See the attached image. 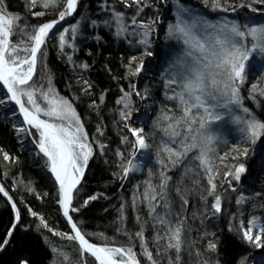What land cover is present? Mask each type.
Returning <instances> with one entry per match:
<instances>
[{
	"label": "trees",
	"instance_id": "trees-1",
	"mask_svg": "<svg viewBox=\"0 0 264 264\" xmlns=\"http://www.w3.org/2000/svg\"><path fill=\"white\" fill-rule=\"evenodd\" d=\"M170 1L171 9L167 14L164 0H142L140 6L133 4L132 7H127L123 0H79L80 6L85 7V13L78 15L67 27L71 32L72 26L79 25L74 38L66 36L68 42L61 48L59 35L63 30L57 32L46 40L42 55L38 57L58 92L74 106L87 133L88 142L93 148V155L84 171L82 182L74 193L73 207L80 210L73 212V218L92 242L99 244L107 242L116 246H127L131 242L140 256L141 264L150 262L143 256L139 239L134 233L140 230L141 224L147 229L148 217H151L148 215L146 203L134 206L133 197L143 200L140 193L145 190L146 179L147 177H150L149 181L152 178L156 179L158 166L150 165L147 177L145 172L142 176L132 179L129 185H124L121 162L122 160L126 162L130 158L133 139L125 127L126 120L120 116L121 111L128 110L117 101L124 92H132L131 85L137 83V76L129 69L130 61L140 54L152 53L156 47L158 48V44L162 53L165 52V64L158 68L156 74L148 71L147 78L140 80L139 88L143 97L147 92L145 102L151 105L152 112L149 123L145 125V131L153 150L154 148L159 150L160 144L153 134V131L160 130L157 126L158 118L164 112L177 116L181 114L178 102L168 99V96L173 94L172 90L178 88L175 84L171 88L167 86V81L172 78L173 71H176L173 69L168 72L167 67L171 65L173 56H181L186 47L179 46V43H183L171 37L168 31L169 26L177 22V3L197 9L201 16L195 20L218 23V19L223 18L238 22L241 28L247 26L246 23L250 26V22H246L249 18L252 21V18L264 16V2L260 0H218L219 6L217 0H196L200 6L188 0ZM3 3L11 15L20 17L19 23L24 22L23 24L28 25L30 29L53 19L51 14L60 8V6L44 8L40 0L34 7H30V0H3ZM138 7L142 8L139 13ZM220 11H227V14H217ZM35 12H43L44 15L36 16L33 14ZM114 12L124 13L128 30L121 36L115 34L114 24L108 26L103 23L111 20ZM133 17L137 21L136 25L131 24ZM187 17L185 14L184 18L188 19ZM91 21L97 23L92 24ZM153 21L155 23H152ZM141 24L150 25V28L145 29L140 26ZM145 31L150 33L147 45L140 43V34L143 33L144 36ZM69 56L71 60L68 59ZM131 67L132 69L136 67L135 61ZM253 72L250 71L251 77L246 86L242 87L248 93L252 90H248L247 87L250 89L256 80L250 75ZM37 74L40 75V72ZM0 100H5L2 94ZM143 103L144 101L132 95L131 113H138ZM245 104L250 111L257 110L256 113H260V108L256 109L247 102ZM21 127L25 128L10 105L6 108L5 102L0 103V181L21 210V223L15 229L7 249L0 255V264H19L21 260H27L28 264H51L52 246L54 242H59L53 231L68 234L69 231L59 213L57 186L54 180L42 168L40 169L41 165L44 166L47 162L37 151L36 130L32 129L29 134L18 131ZM124 137H128L129 142H125ZM224 144L220 145L218 157L230 152L229 148L241 147L234 139ZM253 150H249L246 158L240 157V162L248 169L250 178L258 163L255 153L258 150L264 151V137L261 144ZM4 154L10 159H5ZM175 176L174 182L172 183V180L169 186H178L181 191L183 190L182 193L194 195V202L200 209L199 218L207 217L205 214L207 206L203 202L207 199L210 188L207 186L208 179H201L200 175L196 177L189 172H185L181 177L185 178L180 180ZM175 179L177 184L174 185ZM191 182L192 187L188 186ZM243 185L253 189L254 195L244 192L245 199L237 198L231 193L225 195L218 232L215 231L211 220L207 219L198 229L199 234H204L206 238H210L211 234H217L215 239H218V247L215 256L221 264H241L242 260L247 264L251 252L255 251V247L243 239L242 231L237 229L241 228V222L246 227L253 218L261 217L264 211V190L256 191L246 180ZM93 195L98 198L91 200L87 207H83L82 202ZM188 196L182 199L188 200ZM33 212L37 215L33 216ZM41 217L48 228L44 227ZM137 217L141 220L138 221ZM12 220V211L0 194V241L5 239ZM49 228L53 231H49ZM146 232L149 230H145V234ZM150 238L148 233L149 242L152 240ZM194 255L191 256V260L194 259ZM201 256L200 261L206 260L203 255ZM165 260L160 262L166 264ZM188 262L196 264L193 260Z\"/></svg>",
	"mask_w": 264,
	"mask_h": 264
},
{
	"label": "snow or ice",
	"instance_id": "snow-or-ice-1",
	"mask_svg": "<svg viewBox=\"0 0 264 264\" xmlns=\"http://www.w3.org/2000/svg\"><path fill=\"white\" fill-rule=\"evenodd\" d=\"M38 0H30V7H34ZM44 8L61 6V0H40ZM127 7L133 4L140 6L142 0H123ZM264 2V0H260ZM79 0H62V10L58 13V18L40 26L34 27V30L25 31L27 25L21 27L17 21L18 16L7 14L2 4H0V85L6 90L8 99L18 106L19 112L23 116V122L29 126L25 129L19 128L20 132L31 133V129L38 132L36 140L39 152L46 158L51 173L59 185V203L63 207V215L67 218L71 226L72 234H62L68 239L74 240L78 244V251L83 258L82 264H89L88 257H91V264H141L140 256L135 247L130 242L127 246H116L115 244H96L92 243L86 234L82 232L76 222L69 214L77 212L80 209L73 207L74 192L84 175L89 158L93 155L92 145L88 142L87 133L84 132L82 122L79 119L72 103L58 94L53 93V89L43 86H33L32 78L35 74L38 53L42 55V46L45 44L49 33L66 17L72 16L77 11ZM217 6L218 0H217ZM244 5H241L243 7ZM227 10V9H224ZM234 10V9H233ZM255 10V9H254ZM142 8L138 7V13ZM187 10L177 3V22L169 26V35L180 40L185 46L186 51L183 57L178 58L180 71L167 81V86L171 88L176 85L178 91L173 89L172 95L168 99L178 102L180 115H169L164 112L158 118L159 121L166 122L165 126L160 128L163 134L159 152L166 154L168 162L175 167L190 153L198 150L194 157L199 161L200 166L209 174L212 173V164L208 156L211 151L210 145L214 137L210 133L211 123L221 120L226 113L219 109H229L230 105L240 106L242 98L240 96V86L246 82L249 69L248 62L255 58L254 54L264 55V25L245 26L244 30L238 24H224L217 26L207 21H196L185 19ZM36 16L44 15L43 12L33 13ZM96 24V21H91ZM105 25L116 27V35L121 36L127 32L128 28L124 21V13L114 12L111 20L103 22ZM152 23H155L153 21ZM132 25H136L135 17L131 20ZM141 27L149 29L150 25L141 24ZM79 25L72 26L71 32L68 28L63 29L59 35L60 47L63 48L66 43V36L74 38ZM212 31L209 32L208 30ZM149 31L144 32V39L140 43L147 45ZM14 35H22L24 38L14 41ZM251 41L249 44L248 42ZM147 55H152L147 52ZM71 60V56L68 57ZM135 57L130 61L129 69L133 75H138L143 70V61L132 69L131 64ZM87 67V65H84ZM260 75L264 76V69H261ZM132 92H124L123 96L117 101L122 104L124 109L120 116L123 120L131 118V97L133 94L140 96V92L131 85ZM258 82L251 85L252 96H264V89L257 92ZM123 91V90H122ZM39 97V99H38ZM147 97V92L145 96ZM0 100V103H4ZM243 113L250 114V109L242 108ZM43 117V118H42ZM235 122L240 125L239 131L250 144H255L257 140L264 136V122L255 119H241L236 116ZM199 124L198 127L193 126ZM129 128L134 142H132V151L130 158L126 162L122 160L121 168L122 178H127L130 173L139 171L140 165L137 163V156L141 152L151 148L148 143L144 128ZM125 142L128 137H124ZM248 148L244 147L241 156H248ZM5 159H10L7 154ZM122 155V154H121ZM233 160L239 157L233 156ZM221 160L224 157H220ZM165 170L159 174V183L153 184L146 182V188L142 193L143 200L133 197V205L146 203L148 215L152 218L153 227L156 229L153 241L157 245V254L173 253V257L168 258L167 264H180L181 252L185 246L184 240V221L176 219L173 221L169 201V181L171 177L167 175L169 164L163 159L159 161ZM243 163L234 165V171L225 174V179L231 176L239 181L241 175L246 172ZM214 178L209 175L208 195H214L217 185L213 182ZM230 183V181H229ZM180 191L179 188L176 189ZM0 193L8 196L2 185ZM96 195L90 196L82 202L83 207H87L91 200H96ZM11 199V197H9ZM183 203L186 205L187 200ZM13 208L16 207L13 203ZM215 212L221 211V199L215 196V202L212 205ZM160 209V211H158ZM33 216L37 214L32 213ZM15 220L18 223L20 213L17 210ZM137 220H141L137 217ZM41 221L45 228H48L46 222ZM252 227L244 228L241 222L243 239L257 248H264V226L256 228V219L251 220ZM16 224L8 231L6 238L0 241V251L8 245L9 240L15 231ZM49 231H53L49 228ZM54 235L56 233L53 231ZM139 239L140 248L143 256L147 258L150 264H159L154 258L152 250L148 246V239L145 236L143 224L140 230L134 233ZM131 241V237H130ZM218 245L214 242L208 244L210 251H216ZM53 251H57L53 249ZM19 264H28L27 260H21ZM246 264V261L241 262Z\"/></svg>",
	"mask_w": 264,
	"mask_h": 264
},
{
	"label": "rangeland",
	"instance_id": "rangeland-1",
	"mask_svg": "<svg viewBox=\"0 0 264 264\" xmlns=\"http://www.w3.org/2000/svg\"><path fill=\"white\" fill-rule=\"evenodd\" d=\"M164 2H165V6L167 8V14H168L170 9H171L170 8L171 7V1L170 0H164ZM0 4H2L6 13L10 14L6 9V7L3 3V0H0ZM180 5H182L187 10V12L185 14L188 16L187 17L188 20L189 19L195 20V19H198L199 16H201L198 13L197 9L191 7L190 5H185V4H180ZM218 20H219L218 23H216L215 21L209 22V23L215 24L217 26H223L224 24H228L229 26L231 24H238V22L231 21L228 19L220 18ZM196 21H200V20H196ZM19 22L20 21L18 20L17 23L19 26H21V27L25 26L23 24L24 22L22 24ZM246 22H248V23L250 22L249 23L250 26H252V24L257 25V26L264 25V16H262L261 18H259V17L258 18H252V21H251V18H249V20H247ZM246 25L249 26L247 23H246ZM33 30L34 29L33 28L30 29L29 26L25 29V31H29V32H31ZM241 30H244V28H241ZM208 31L211 32L212 30L209 29ZM14 38L17 41V40L23 39L24 37L22 35H14L12 37V39L14 40ZM144 38L145 37L143 36V33H141L140 34V41ZM248 43L250 44L251 41H249ZM179 46H185V45L179 43ZM185 51H186V47L183 50V54L181 56H178V57L173 56L171 65H168V67H167L168 72L173 71V69H176V71H173L172 76L177 75L179 73V71L181 70L180 65L177 63V61H178V58L184 56ZM162 54L163 55L160 58V60L155 61V63L158 64L156 66L157 69H156V67L155 68L153 67L152 69L150 68L151 70L148 69L150 72L156 74L158 68L163 66V64H165V56H164L165 52H163ZM254 55H255V58L248 62L249 69L247 72L246 82L240 86V96L242 98V104L240 106L230 105L228 110H225L223 108L219 109L220 112H224L226 114L224 115V117L221 120L211 123L210 133L214 137V140H213L212 144L210 145L211 151H209V153H208L210 163L212 164V169H213L211 174L207 173L200 166L199 161L194 158L198 154V150L193 151L192 153L189 154V156L187 158L183 159L175 167H172L171 164L167 160L166 154L164 152L160 151L159 155H158L157 153L159 150H156L155 148L153 150V147H152V145L149 142L148 137H147L148 143L151 145V148H149L148 153L146 155V158L144 159L143 162L140 163L139 171L130 173L127 177L129 179L126 178L124 181L125 186L129 185V183L132 179H135L138 176H142L146 172L147 165L150 166L152 164H155L158 166L157 167L158 171L156 173L157 174L156 179L152 178L150 181L153 182V184H158L159 183V174L162 170H165L163 165H161L159 163V161L161 159H163L166 164H169V168L166 170L167 175H169L171 177L169 184L171 183L172 180H173L172 183L174 182V176L175 175H176L175 176L176 179H179V180L185 178V177L181 178L183 175H185V172L195 174L196 177L198 175H200L201 179H203V178L208 179L209 175L213 176V178H214L213 182L217 185V187L215 189V193H214V195H211V196L208 195L207 199L203 202L204 205L207 206L205 209L208 212V213L207 212L205 213V214H207V217L199 218V216H200L199 210L200 209L197 207L196 202H194V199H195L194 195L188 196V194L186 192L182 193L183 190L181 191V189L179 192H177L176 189L178 188V186H169L170 210H171V213L173 214L172 219H173V221H175L178 218L183 219L184 228H185V231H184L185 246H184L183 251L180 254L181 255L180 264H185V263L186 264H193V263H189L188 260H190V261L193 260V261H195L196 264H199V263L200 264H221L220 260L217 259V257L215 256V251L213 252V251H210L208 249V244L210 242H214L217 244L218 239L217 240L215 239L217 237V234L216 233L211 234L210 238L204 237V234H199V232H198L200 225H202V223H204V221L206 219L211 220V223L216 228L215 231L218 232V230L220 229V221H221L222 209H223L224 201H225V195L228 193H231V194H235L237 198L241 197L242 199H245L244 198L245 196L243 195L244 192H247L248 195H253L252 194L254 192V191H252L253 189H250L249 187H246L243 185V182L245 180L248 184L249 183L252 184V186L255 187L256 191L264 190V151L258 150L255 153L257 159H259L261 161V163L258 164V168L255 170V172L252 173L251 178L249 177V171L246 168L247 169L246 172L241 175V178L239 181H236L231 176H229V177H227V179H225V174L230 172V171H234V165H239L241 163L240 162V157H241L240 153L242 152L243 148L247 147L248 150H253L257 145L261 144L262 138L264 137V136H261L255 144L248 143L247 140L242 136L241 132L239 131L240 125H238L234 119L236 116H240L241 119H251L254 117L257 120L264 122V96L256 95L255 99H253L252 91L250 93H248V92H246V90H244V88H242V87L246 86V83L248 82L249 78L251 77V76H249V73H250V71L253 70L254 72L250 75H252L257 80V81L256 80L253 81V84L258 82L257 92L260 89H264V76L260 75L261 69H264V55H260V54H254ZM39 56H40V54L38 55V57ZM142 56L143 57H141V58L137 57L135 59V62H136V65H138V64H140L141 61H143L144 67H143V70L141 72L144 73L147 71L148 64L155 60V55L154 54H152V55L143 54ZM38 57H37V65H36L35 74L32 78L33 86H36V87L43 86V88L45 90L48 87H51L53 89L54 94H58V96L60 98L66 99L65 97H63L58 92L57 88L54 86V84L52 82V79L50 78L49 74L45 70L44 65L41 62L42 60H38ZM175 64H176V66H175ZM177 66L179 69H177ZM38 72H40V75L37 74ZM256 72H258V74H256ZM152 77L155 80L157 79L155 76H152ZM148 78H150V77H148ZM135 89H136V87H135ZM247 89L252 90L251 88L249 89V87H247ZM138 91L140 92V90H138ZM133 96H135L140 101H144V103L142 104V107H141L140 111H138V113H136V114H135V112L131 113V118L126 120V123L130 127H134V128L143 127L144 133L146 134L145 125L147 123H149L148 121L150 120V118L152 116L151 105L145 103V98H143L141 93H140V96H136L135 94H133ZM38 99H39V97H38ZM4 101H5L6 108H7L9 105V99L5 97ZM245 102L250 103L249 105L250 106L252 105V107H254V108L256 107V109L260 108L261 109L260 113L257 114L256 113L257 110L256 111L255 110L250 111V114L243 113L242 108H248V106H246ZM260 105H262V106H260ZM165 123L166 122L161 121L159 123L160 124L159 127L160 128L164 127ZM152 125H153V123L151 124V126ZM137 126H139V127H137ZM198 126H199V124L197 123V125H194L193 127L196 128ZM82 130L84 131V128ZM128 133H129L128 135L130 137H132L131 132L129 131V128H128ZM153 134H154V137L158 140V144L161 145V139L163 137L162 132L160 130L158 132L153 131ZM146 136H147V134H146ZM36 137H38L37 131H36ZM132 139H134V138L132 137ZM231 139L236 140V142H238V145L241 147L238 148L237 146L236 147L233 146L234 148H229V150L231 149L230 152L228 151L227 154H224L222 156L219 155V157H218V151H219L220 145L222 146L224 143L226 144L228 141H231ZM160 145H159V147H160ZM232 145L233 144H231V146ZM233 156H237L239 158L236 160H233V158H232ZM158 157H161V158L159 159ZM220 157H224V159L221 160ZM157 159H158V161H157ZM45 165L44 166L41 165L40 169L42 168L43 171H45V172L47 171L48 175L51 176L49 174L51 171L49 169L48 164H45ZM183 171H184V173H183ZM147 173L148 172H146L145 177H147ZM178 173H180V174H178ZM179 175H180V177H179ZM149 178L150 177H147L146 181H149ZM176 179H175L176 183H174V185L177 184ZM229 181H230V183H229ZM207 182H208V180H207ZM144 186L146 187V183ZM188 186L192 187V182H191V184L189 183ZM207 186H210L209 183H207ZM145 187H144V189H145ZM57 193H58V199H59L58 188H57ZM142 193L143 192L140 193V196L143 198ZM185 194L188 196V200H187L186 205L183 203L184 199H182V197L184 198V196H186ZM215 196H219L221 199V211L220 212H215V209L212 207V205L215 202ZM58 209H59V206H58ZM158 211H160V209H158ZM59 213L61 215L60 210H59ZM263 214H264V211H263ZM263 214L261 215V217L256 218V228L253 229L254 234L256 233V231H258L259 227L264 226V215ZM61 219H62V217H61ZM248 227H252L251 223L244 228H248ZM67 228H68V226H67ZM143 229H144V233H145V230L146 231L149 230L148 233L151 237L150 240L151 239L152 240L150 242L148 241V246L152 250L153 254H154V252L156 253V255H153V256L157 257L156 259L159 261V264H164V263H161L160 261L165 260V259H166L165 261L167 264L168 258L173 257L174 254L171 252H169L167 254H160V255L157 254V251H156L157 245L151 244V243H154L153 237H154V234L156 231V229L153 227L152 218L148 217L147 229H145V228H143ZM68 231H69V228H68ZM56 233H59V234H57L59 242H56V243L54 242V244L52 246V250L56 249L57 251L52 252V261H51L52 263L51 264H82L83 258L81 257L80 253L77 252V249L74 248V245L71 243V247H72L71 248V247H67L65 244L62 243L64 240L66 242H67V240L69 242H72V240L68 239L67 236L62 235V234H65L64 232H56ZM148 233L145 234L146 237L148 236ZM249 245H252V244H249ZM251 253H252V254H250L251 258H249L247 264H264V248L255 247V251H252ZM162 255L165 257V259H162V257H163ZM193 255H194V259L191 260L190 258ZM201 255H203L206 258V260L200 261V259L202 257ZM89 264H91V262Z\"/></svg>",
	"mask_w": 264,
	"mask_h": 264
},
{
	"label": "bare ground",
	"instance_id": "bare-ground-1",
	"mask_svg": "<svg viewBox=\"0 0 264 264\" xmlns=\"http://www.w3.org/2000/svg\"><path fill=\"white\" fill-rule=\"evenodd\" d=\"M189 1V0H188ZM191 2V1H190ZM198 2V1H197ZM193 3H195V2H193ZM196 4V3H195ZM81 5V3H78V6H77V11H76V13H74L72 16H68V17H66V19H69V23L67 24V25H65L64 27H62V28H60V30H58V31H55V32H53V33H49V36L47 37V39L48 38H50V37H52L53 35H55L57 32H59V31H61V30H63V29H65V28H67L68 26H70L75 20H76V18H77V16L79 15H83L84 13H85V7H83V5H82V7L80 6ZM84 8V9H83ZM62 10V2H61V6H60V8H59V10L57 11V12H55V13H53V14H51V16H53L52 18L53 19H51L50 21H52V20H55V19H57L58 18V13H59V11H61ZM227 12V11H226ZM50 21H48V22H50ZM47 23V22H46ZM46 39V40H47ZM158 42H159V40H158ZM45 44H46V42H45ZM45 44L43 45V47H42V50H43V48L45 47ZM158 46V48L156 47L155 49H154V51L152 52V54H154L155 55V60L153 61V62H151V63H149L148 64V66H147V71L146 72H140L138 75H136L137 76V83H136V85H135V87H136V89H137V91L139 90V88H140V80L142 79V78H147V76L149 75V70H151L153 67L155 68L158 64L157 63H155V61L156 60H160V58L162 57V50L160 49V47H159V44L157 45ZM141 55V56H140ZM140 55H138L137 57H139V58H141V57H143L142 55L143 54H140ZM136 57V58H137ZM153 66V67H152ZM151 68V69H150ZM149 69V70H148ZM156 69H157V67H156ZM143 73V74H142ZM0 94H2L3 96H4V98L6 97L5 95H4V93L0 90ZM7 98V97H6ZM146 104H149V103H147V102H145ZM9 105H10V107L16 112V114H17V116L18 117H21V115L19 114V112L17 111V110H15L14 108H13V106L10 104V102H9ZM21 119V121L23 122V117H21L20 118ZM80 119V118H79ZM81 121V120H80ZM23 125H24V127L27 129V128H29V126L28 125H26L24 122H23ZM128 129V128H127ZM32 130V129H31ZM132 138V137H131ZM133 142H134V139L132 140ZM37 147V151L39 152V148H38V146H36ZM149 150V149H148ZM148 150L147 151H145V152H141L138 156H137V163H139V165H140V163L141 162H143L144 161V159L146 158V155H147V153H148ZM40 153V152H39ZM42 154V153H41ZM43 155V154H42ZM258 167H256V169H257ZM255 169V170H256ZM149 170H150V166L149 165H147V167H146V172H148L149 173ZM145 172V171H144ZM46 173L48 174V172L46 171ZM51 173V172H50ZM49 173V174H50ZM51 177V176H50ZM52 179H53V177H51ZM126 179V178H125ZM127 179H129V178H127ZM54 180V179H53ZM54 182H55V180H54ZM55 184H56V182H55ZM56 186H57V184H56ZM244 186H246V185H244ZM247 187V186H246ZM249 189V188H248ZM8 191V190H7ZM253 191V190H252ZM245 193H247V192H245ZM253 195H254V192L252 193ZM244 195V194H243ZM12 196V195H11ZM13 198V197H12ZM14 199V198H13ZM14 201H15V199H14ZM6 202V201H5ZM15 203H16V205H17V207H18V209H19V211H20V222H19V224L21 223V210H20V208H19V206H18V204H17V202L15 201ZM8 205V204H7ZM9 206V205H8ZM58 206H59V202H58ZM73 206V205H72ZM12 211V210H11ZM13 214V213H12ZM72 216H73V213H72ZM14 220H15V218H14V214H13V220H12V224L11 225H13V223H14ZM19 224H18V226H19ZM78 225V224H77ZM17 226V227H18ZM11 227V226H10ZM9 231V230H8ZM8 231H7V233H8ZM83 232V231H82ZM14 234V233H13ZM69 234H72L70 231H69ZM86 238H87V236H86ZM12 239V238H11ZM11 241V240H10ZM68 241V240H67ZM91 241V240H90ZM64 243L63 244H65L67 247H71V243L74 245V248L75 249H77V252H79L78 251V244H77V242L76 241H74V240H72V242H65V240L63 241ZM92 242V241H91ZM92 243H95V242H92ZM96 244H99V243H96ZM72 248V247H71ZM1 255V254H0ZM202 258V257H201ZM88 260H89V263L91 262V257H88Z\"/></svg>",
	"mask_w": 264,
	"mask_h": 264
},
{
	"label": "water",
	"instance_id": "water-1",
	"mask_svg": "<svg viewBox=\"0 0 264 264\" xmlns=\"http://www.w3.org/2000/svg\"><path fill=\"white\" fill-rule=\"evenodd\" d=\"M189 1H191V2H195L197 5H200V3L197 2L196 0H189ZM221 13L224 14V13H226V11H222ZM68 23H69V19H65L64 21H61L59 24L56 25V27H55L50 33H53V32H55V31L60 30V28L64 27V26L67 25ZM42 47H43V46H42ZM38 55H39V53H38ZM37 57H38V56H37ZM0 90L4 93V95H5L6 97H8V94L6 93V90L3 88L2 85H0ZM9 102H10V104L13 106V108L19 112L18 106L15 105V103L12 102V101H10V100H9ZM19 114L21 115V117H23L22 114H21L20 112H19ZM42 118H43V117H42ZM50 175H51V176L53 177V179L55 180L54 175H53L52 173H50ZM81 181H82V180H81ZM55 182H56V184H57V188H58V192H59V185H58V182H57L56 180H55ZM0 185H2L3 188L5 189V191L8 193V196H4L3 193H0V194L2 195V197L4 198V200L6 201V203L9 205L10 209L12 210V213L14 214V218H15V216H16V211H17V210L19 211V209H18V207H17V205H16L14 199L12 198L11 194L7 191V189L5 188V186L3 185V183H2L1 181H0ZM78 186H79V185H78ZM73 195H74V194H73ZM9 197H11V199H9ZM13 203H15V205H16L15 208H13V206H12ZM59 210H60V212H61V217H62L63 222L68 226L69 231L72 233L71 226H70V224L68 223L67 218L63 215V207H62V205H61L60 203H59ZM19 213H20V211H19ZM72 213H73V212L70 210L69 214H70L71 216H72ZM72 218H73V216H72ZM73 221L76 222V221L74 220V218H73ZM19 222H20V220H19ZM19 222L17 223L16 220H14V223H13V224H16V228H17ZM11 228H12V225H11V227L9 228V230H10ZM16 228H15V229H16ZM13 233H14V232H13ZM6 236H7V234H6ZM12 236H13V234H12ZM11 238H12V237H11ZM10 240H11V239H10ZM10 240H9V243H10ZM9 243H8V245H9ZM8 245L4 248L3 251H0V254H2V253L7 249Z\"/></svg>",
	"mask_w": 264,
	"mask_h": 264
}]
</instances>
